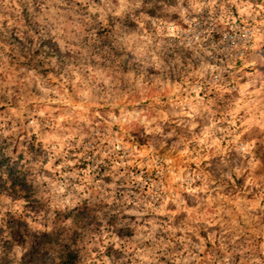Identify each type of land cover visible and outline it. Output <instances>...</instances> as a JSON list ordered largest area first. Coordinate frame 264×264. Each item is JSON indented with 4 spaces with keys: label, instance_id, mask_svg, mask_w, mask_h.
Segmentation results:
<instances>
[{
    "label": "clouds",
    "instance_id": "9594fccd",
    "mask_svg": "<svg viewBox=\"0 0 264 264\" xmlns=\"http://www.w3.org/2000/svg\"><path fill=\"white\" fill-rule=\"evenodd\" d=\"M0 264H264V0H0Z\"/></svg>",
    "mask_w": 264,
    "mask_h": 264
}]
</instances>
